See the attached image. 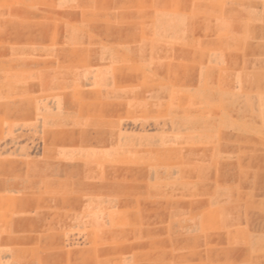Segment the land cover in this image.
<instances>
[{
	"label": "rangeland",
	"instance_id": "1",
	"mask_svg": "<svg viewBox=\"0 0 264 264\" xmlns=\"http://www.w3.org/2000/svg\"><path fill=\"white\" fill-rule=\"evenodd\" d=\"M56 3L0 0V264H86L95 252L80 249L78 229L128 222L204 227L201 258L264 264V74L248 71L241 89L236 74L211 75L222 44H211L203 3L194 63L138 28L104 43L118 53L114 69L96 58L94 0L83 16ZM64 18L71 26L50 25ZM55 50L69 55L49 57ZM129 202L152 219H118ZM70 204L72 219L53 212ZM131 253L104 250L103 264H130Z\"/></svg>",
	"mask_w": 264,
	"mask_h": 264
},
{
	"label": "crops",
	"instance_id": "2",
	"mask_svg": "<svg viewBox=\"0 0 264 264\" xmlns=\"http://www.w3.org/2000/svg\"><path fill=\"white\" fill-rule=\"evenodd\" d=\"M94 0L95 6V26L97 35L101 31L102 43L96 48V58L106 59L102 62L103 67H114V59L118 58V53L114 48H106V44H114L117 36L128 35L130 31L143 28L150 40H159L176 52L175 58L184 60L185 57L194 60L199 59L200 50V19L201 4L204 9L211 10V44L221 43V50L211 48V75L219 77H231L236 74L239 79V89L242 88L243 76L248 71L251 73L264 74V0ZM202 2V3H201ZM83 0H57L54 6L61 13H77L83 16L81 6ZM206 3L207 5H205ZM42 3H39L41 5ZM40 9V8H38ZM42 9V8H41ZM87 16V15H86ZM88 20V18H82ZM81 19V20H82ZM70 18L51 20V26L68 27ZM216 27L222 28L218 31ZM98 41V40H97ZM212 46V45H211ZM213 49V50H212ZM188 54L184 55V52ZM53 58L65 59L67 52L55 50L51 52ZM83 57V55H79ZM255 62L254 69L249 70L248 63ZM112 64V65H111ZM175 74L186 72L184 62L177 64ZM151 65L144 73L152 74ZM191 73L194 74L195 66L192 64ZM164 71H160L163 73ZM189 70L187 71V73ZM231 79V78H230ZM220 91L232 89L225 83L217 84ZM71 154V151L66 153ZM71 159V158H69ZM70 165V164H68ZM65 201L73 200L72 192H65ZM75 201H80L79 196L74 197ZM83 202H88L87 199ZM132 204V203H131ZM135 205L128 203L127 213H121L118 209V219H152V215H137ZM74 207L72 204L64 206L63 212L54 209V213L62 214L64 218L72 219ZM148 209V208H147ZM165 209V208H163ZM149 211V210H148ZM193 213L189 214L193 217ZM144 224V223H143ZM179 229V230H178ZM173 229L169 226L152 225L145 222V226L131 223L121 224L113 227H83L79 228L81 236L85 235V243L81 244L82 251L95 252L86 264H103L102 252L104 250L131 251V256L127 259L130 264L139 263L141 256L145 260L144 264H211L209 252L208 258H201V248L199 246L200 234H211V230L204 227L182 226ZM108 234L111 242L103 243V235ZM180 234L185 237V243L174 246L168 242V236ZM120 235L128 237L120 240ZM71 237V233H70ZM70 240H72L70 238ZM80 240V239H78ZM71 245V244H70ZM69 245V246H70ZM71 247V246H70ZM71 249V248H70ZM64 248V252L70 251ZM208 251V250H207ZM143 254V255H141ZM140 255V257H139ZM150 260V263L147 261Z\"/></svg>",
	"mask_w": 264,
	"mask_h": 264
}]
</instances>
